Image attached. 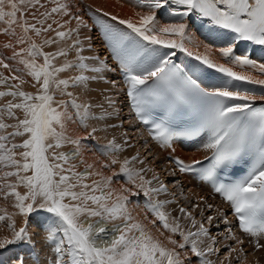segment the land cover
<instances>
[{
  "label": "snow or ice",
  "instance_id": "1",
  "mask_svg": "<svg viewBox=\"0 0 264 264\" xmlns=\"http://www.w3.org/2000/svg\"><path fill=\"white\" fill-rule=\"evenodd\" d=\"M78 2L0 0V225L7 230L0 251L34 247L38 238L47 249L44 264H233L237 248L217 247L220 240L211 235L218 223L226 227L223 239L242 244L236 227L264 248V62L237 51L245 42L264 48V0H137L147 9L137 19L112 16L125 27L103 25V58L92 37H82L88 24L75 10ZM165 9L180 22L158 24ZM192 15L223 30L215 51L226 63L186 47L191 38L183 21ZM175 50L199 63L175 62ZM117 72L129 114L162 148L206 134V166L170 156L169 174H196L201 166L199 180L227 204L235 223L203 196L180 205L139 152L122 158L132 147L127 132L119 142L113 136L98 145L104 159H85V141L123 126L108 123L121 115L111 93L99 102L91 97L94 84L119 89L108 79ZM183 114L193 118L191 127L177 125ZM240 164L243 170L232 175ZM161 194L166 198H156ZM141 195L143 219L129 210L130 198ZM41 215V229L30 231Z\"/></svg>",
  "mask_w": 264,
  "mask_h": 264
},
{
  "label": "rangeland",
  "instance_id": "2",
  "mask_svg": "<svg viewBox=\"0 0 264 264\" xmlns=\"http://www.w3.org/2000/svg\"><path fill=\"white\" fill-rule=\"evenodd\" d=\"M109 1H110V3H109ZM125 8H127L129 13H132L131 14L132 16H130V17L134 20L137 19V17H136L137 12L147 11L146 8H142L138 4L137 0H79V2L76 4L75 10L84 16V19L87 21V24H88V28L82 30V37L83 36L92 37L91 42H92L94 51H99L100 54H105L106 56H108V54H107L108 52L106 50V44L104 41L103 25L112 24L116 27H122V28L125 27V26L119 25L117 21H113L111 19L112 16H117L121 19H126L127 15L122 14V12L126 11V10H122ZM170 22H180V21L174 20L172 17H170L168 15L167 9H165L163 12L158 13V15H157V23L158 24H164V23H170ZM183 22H185L188 25L187 30H186V34L188 37L191 38L190 40L185 41V45L187 48H189V50L196 51L193 48L196 47L197 45H200V42H201V47L197 51L201 50L200 52H205L206 55H208L211 59L217 61L218 63H226V61L222 57H221L222 62H220V60L218 58V54L215 51L216 48L221 46V41L219 39H217V33L220 31H223V30L213 28L210 24H208L206 21L202 20L201 18H199L196 15H192L190 18H184ZM74 24H75V21H73L72 26H75ZM198 42H199V44H198ZM96 45H100L104 48L99 49V50L95 49V48H97V47H95ZM207 45H212V47L207 48L206 47ZM101 51H102V53H101ZM162 51H167V50L162 49ZM175 51L177 52V56L175 59L180 60L181 59L180 57H183V59L186 61V64H188L189 67L192 66L193 64L199 63V62L195 61L194 57H188V56H186V54H184L183 52H180L179 50H175ZM237 51H238V53L247 51L251 54V58L258 59L259 62H264V48H261L259 46H253V45L245 42V43H242L240 45V47ZM103 52H105V53H103ZM90 54L91 53H88V52L85 53V55H90ZM187 59H188V61H187ZM110 63H112V62L110 61ZM229 66H233V65H231L229 63ZM236 68L239 71H241V70L248 71V72H252L253 75H258V73L254 72L250 68H246V69H240L239 67H236ZM108 79L109 80H115L116 82L119 81L118 72L115 75H112V74L108 75ZM117 84L120 86V84L118 82H117ZM110 89H112V86L108 82H104V83H100V84H94V85H92L91 97L97 102L102 100V94H104L106 92L111 93L115 97L116 94H113L110 91ZM28 90H31V89H28ZM118 100H119V104L121 106H123V110L121 111V114L122 113L125 114V112L127 111V107H128L125 95L123 96L124 105H122V103H121V97ZM121 121L123 122L122 127L107 128L106 130L98 131L95 139H93L91 142L85 141L84 146L86 148H89L93 152V154L95 153V155L99 159H101V160L104 159V157L100 155V151L98 150V145L105 144L107 139H111L113 136L117 137V140L119 142L122 138L121 134L125 133V132H127L129 137H131L132 129L130 127H128V125H127V122L129 121L127 119V115H125L124 117L122 116V118L117 117L113 120L108 121V123L118 125V124H120ZM100 127L103 128V125H101ZM82 133H83L82 131H79V134H82ZM136 137H137V134L133 135L131 137L130 143H131L132 147L126 148L124 150V152L122 153V158L123 157H131L132 155H135L137 152H139L140 157L142 159L147 158L146 164L144 166L145 167H148V166L152 167L159 174L160 179L168 186L170 193L173 192L172 187H171V185H172L171 183L172 182H179L178 184L180 187H178V189H177L178 194H176V196H178V197L182 196L183 199H182V201H180V199H176V200L178 201V203L180 205L187 206V204L190 200L193 202H199V197H200V196H198L199 194L206 198V195H207L206 190H203L202 188H198L199 186H197V185H196V187H195V185L192 186L191 185L192 182H190L188 178L184 179L183 182L180 181L181 178H180V175L178 173H176L174 178H170V177L164 178L165 174L158 172L159 167H156L155 165H153L152 158H150L147 155V153H145L144 151H142L140 149L141 144H138L136 141H134V139ZM151 145H152V147H156V149H158V151H160L161 155L164 156L163 150L158 148L157 147L158 145L156 143L151 142ZM192 151L194 153H198V151L195 149H192ZM169 157H170V154L166 155V157H165L166 162H164V164H163V162H160L162 169H164L168 173H170L172 168H173L170 166ZM192 159H193V157L191 155L186 156V161H192ZM135 166L141 167V165H139V164H136ZM148 175L151 176V173H149ZM123 182L124 181L122 178L114 179V181H113L114 185L113 186L118 188L120 186V184H122ZM184 182L185 183L187 182L188 184H184ZM175 188H177V187H175ZM156 198H161V199L166 198V194H161L159 197H156ZM167 198H173V197L167 196ZM144 200H145V198L142 195L137 196V197H131L130 198V204H129V210L132 212V209H133L135 211L140 212V209L142 208L143 211L144 210L146 211V209H144L145 208L144 207ZM206 200L208 203L213 204L215 207H220L218 202H212V201H218V200H212L209 197H208V199L206 198ZM176 206H177L176 204H172V208H175ZM145 211H144V213H145ZM225 211H226L227 215L230 216L229 211H227V210H225ZM206 215L215 216V211L207 212ZM42 218H43V216L41 215V216H36L32 219L29 226H32L33 228H35V226L32 224H34V222L36 224H38V226L33 231H39L41 229V225L43 224V219H44V218L43 219ZM0 227H2V229H3L2 225H0ZM4 230L7 232L6 229H4ZM232 231L236 237H238L240 240L243 241L242 244H236L234 242V240H232V239L225 240L222 238V234L226 233V227L222 223H218V226H214L211 228V235L217 236V238L220 240V243L216 245L217 247H221L222 245H230L231 247L237 248L238 251L236 253H233V264H264V248L257 249L255 247V242L254 243H250V242L248 243V240L246 238H241L237 234L235 227H233ZM259 242L261 244H264L263 241H261V240ZM34 244H35V247L37 248L38 247L37 240L34 241ZM20 246H22V251H24V252H23V254H19L18 256L22 257L24 262L27 261V262H30L31 264H34V262H37V256L31 257L29 251H28V254L25 255V253H27V250H30V249H31L30 251L35 252V249L32 245L29 246L27 244H22ZM241 249H242V251H240ZM37 250H38V248H37ZM38 252H39V250H38ZM16 254L17 253L13 252L11 248H9V250H7V251H0V264H2V263L16 264V257H17ZM226 255H227V251L222 248L221 253H220V258L223 259V257ZM237 257H239V258H237ZM211 258L213 260H216L215 256H213ZM27 262H25V263H27ZM192 264H197V261L195 259H193ZM216 264H219V260H216Z\"/></svg>",
  "mask_w": 264,
  "mask_h": 264
},
{
  "label": "bare ground",
  "instance_id": "3",
  "mask_svg": "<svg viewBox=\"0 0 264 264\" xmlns=\"http://www.w3.org/2000/svg\"><path fill=\"white\" fill-rule=\"evenodd\" d=\"M114 2V1H113ZM109 3H110V1H109ZM111 7V6H110ZM79 10V9H78ZM122 10H126L125 12H122V14H124V15H127V17L126 18H131L130 16H132L131 14L132 13H129L128 12V10H127V8H125V9H122ZM171 23V22H170ZM75 25V24H74ZM84 30V29H83ZM200 42V41H199ZM199 42H198V44H199ZM95 47H97V48H95V49H102V48H104V47H102V46H100V45H96ZM200 47H201V42H200V45H197L196 47H194L193 49L194 50H196V51H193V52H199L201 55H206L205 54V52H200L201 50H199V51H197L198 49H200ZM211 51V50H210ZM106 52V51H105ZM105 52H103V53H105ZM101 53H102V51H101ZM216 53L218 54V58H219V60H220V62H222L221 61V56L219 55V53L216 51ZM108 54V53H107ZM185 54V53H184ZM104 56H106L105 54H101V58H103ZM181 58V60H180V62L179 63H181V62H183L186 66H188V64H186V61L183 59V57H180ZM192 60V59H191ZM110 61H111V58H110ZM187 61H188V59H187ZM112 62V64L114 65L115 64V62L114 61H111ZM235 67V70H237V71H239L237 68H236V66H234ZM108 75H111V74H108ZM118 75H119V81H117L119 84H120V87H119V89H110V91L113 93V94H116V96H115V98L117 99V101H118V110H120V111H122L123 110V106H121L120 104H119V98L121 97V103H122V105H124V103H123V96H124V93H123V91L121 90V89H123V83H122V80H121V76H120V73L118 72ZM127 105H128V102H127ZM125 115H127V119L129 120L128 122H127V125H128V127H130L131 129H132V133H131V137L133 136V135H136L137 134V137L134 139V141H136L138 144H141V147H140V149L142 150V151H144L145 153H147V155L150 157V158H152V163H153V165H155L156 167H159V170H158V172H160V173H164L165 174V176H164V178H166V177H170V178H174V176H172V175H170L168 172H166L164 169H162V167H161V164H160V162H163V164H164V162H166L165 161V157H166V155H168V153H170V156H172V157H176V156H179L180 158H182V159H184L185 160V162L186 163H191L192 161H186V156H188V155H191L192 157H193V159L192 160H199V159H201V158H203V157H205L209 152L203 147V142L206 140V138L205 137H202V138H200L199 140H197V141H195V142H191V143H184V142H181V141H174L173 142V146H172V148H168V149H165V148H162L156 141H153L150 137H149V135H148V132L147 131H145L144 129H143V126L140 124V123H138L137 121H135L134 120V117L132 116V115H130L129 114V107H127V111L125 112V114H121L119 117H121L122 118V116L124 117ZM138 130V131H137ZM81 135H83V133L81 134ZM151 142H154V143H156L158 146V148H160V149H162L163 150V153H164V156H162L161 155V153H160V151H158V149H156V147H152V145H151ZM84 148H85V151H84V157H85V159L89 162V163H91V162H93V161H95V160H97V156L95 155V153L93 154V152L89 149V148H86L85 146H84ZM173 148L175 149L174 151H173ZM87 149V150H86ZM192 149H195V150H197L198 151V153H194L193 151H192ZM90 150V151H89ZM200 151V152H199ZM159 154V155H158ZM169 163H170V166L171 167H173V165H172V163H171V161H169ZM152 165V166H153ZM83 166H81V168H82ZM177 173L180 175V178H181V180L180 181H182L183 182V180L184 179H186V178H188L189 179V181L190 182H192L191 183V185L192 186H194L195 185V187H196V185L197 186H199L198 188H202L203 190H206V198L208 199V197L209 198H211L212 200H218V201H212V202H218V204L220 205V207H222V208H224L225 210H227V211H229V214H230V216H228L229 217V220L231 219V220H233V217H232V213H231V211L228 209V206H227V204L225 203V202H223V200H221L219 197H218V195H214L213 193H212V190H211V188L208 186V184L207 183H205V182H201V181H199V180H197L193 175H191V174H181V173H179L178 171H177ZM172 185H171V187H172V191L175 193V194H178V191H177V189H178V187H180L179 186V184L177 183V182H172L171 183ZM184 184H188L187 182L185 183L184 182ZM114 185V184H113ZM175 187H177V188H175ZM171 190V189H170ZM199 194V193H198ZM198 196H200L201 197V195L199 194ZM175 199H180V201H182V196L180 197H178V196H176L175 195ZM200 202V201H199ZM170 208H172V205H170L169 206ZM145 209V208H144ZM145 211V210H144ZM144 211H143V209L141 208L140 209V212L139 211H135V210H133L132 209V214L134 215V216H137L138 218H140V219H143L144 217ZM227 214V213H226ZM38 218V217H37ZM43 219V218H42ZM233 223H235V221L233 220ZM32 225H34L35 226V228L38 226V224H36L35 222H34V224H32ZM35 228H33L32 226H29V229H30V231H33ZM0 229H2V227H0ZM235 229H236V232H237V234L241 237V238H246L247 240H248V243L250 242V243H254L255 242V240L254 239H251V238H249L246 234H243L238 228H236L235 227ZM0 234H7V232L3 229V230H0ZM37 240V242H38V250H39V252H38V250H37V248L34 246V249H35V252L32 254V256H39V264H44V259H45V256H44V254H45V252H47V249L46 248H44L43 247V245L39 242V239L37 238L36 239ZM261 241H263V243H264V239H261ZM30 246V245H29ZM25 250V249H24ZM31 250V249H30ZM26 254H28V252L27 253H25V255ZM17 256L19 255L18 253L16 254ZM14 257V256H13ZM24 257V256H23ZM25 263V262H24ZM28 264H31L30 262H27ZM2 264H6V263H2ZM7 264H9V263H7ZM34 264H36V262H34ZM48 264H51V261H50V259H49V261H48Z\"/></svg>",
  "mask_w": 264,
  "mask_h": 264
}]
</instances>
